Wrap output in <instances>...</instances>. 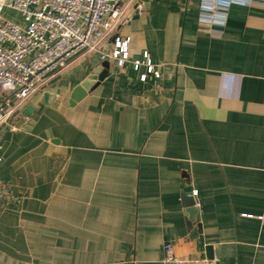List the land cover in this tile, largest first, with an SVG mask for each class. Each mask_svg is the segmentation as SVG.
<instances>
[{"label":"crops","instance_id":"0c3cea01","mask_svg":"<svg viewBox=\"0 0 264 264\" xmlns=\"http://www.w3.org/2000/svg\"><path fill=\"white\" fill-rule=\"evenodd\" d=\"M137 1L123 67L80 56L0 126V264H166L167 242L187 264H264V0L234 1L220 36L204 0ZM145 51L160 77L134 68Z\"/></svg>","mask_w":264,"mask_h":264},{"label":"built area","instance_id":"2783aa9c","mask_svg":"<svg viewBox=\"0 0 264 264\" xmlns=\"http://www.w3.org/2000/svg\"><path fill=\"white\" fill-rule=\"evenodd\" d=\"M122 1L0 0V7L19 10L26 22L21 26L0 14V126L8 124L19 107L80 56L97 52L104 59L116 60L121 67L125 65L130 57V37L114 33L128 8L138 1L129 0L126 5ZM234 1L237 0H204L201 21L212 27L223 24L225 10ZM213 28L211 34L220 36L221 31ZM110 36L113 43L104 49ZM143 56L144 60H133L136 70L146 66L141 78L146 80L151 73L160 77L149 53L145 51ZM11 128L16 129L14 125ZM192 193L195 196L198 190ZM164 247L166 264H187L176 255L173 242Z\"/></svg>","mask_w":264,"mask_h":264},{"label":"water","instance_id":"95a60500","mask_svg":"<svg viewBox=\"0 0 264 264\" xmlns=\"http://www.w3.org/2000/svg\"><path fill=\"white\" fill-rule=\"evenodd\" d=\"M133 9L136 15H138L143 9L139 7V2L133 3ZM109 72V64L102 63L97 66L89 76L84 79L80 84H78L72 91L70 97L67 99V104L69 106L75 105L77 102L82 100L91 90L97 87L100 82H102ZM58 92V88L55 87L52 91H45L40 99V101L45 105H52L56 94ZM191 217L199 212V208L196 205V201L194 200L193 205L189 208Z\"/></svg>","mask_w":264,"mask_h":264},{"label":"rangeland","instance_id":"374dc122","mask_svg":"<svg viewBox=\"0 0 264 264\" xmlns=\"http://www.w3.org/2000/svg\"><path fill=\"white\" fill-rule=\"evenodd\" d=\"M104 63L110 65V61L109 60H105Z\"/></svg>","mask_w":264,"mask_h":264}]
</instances>
